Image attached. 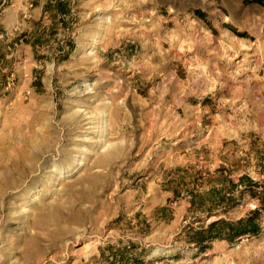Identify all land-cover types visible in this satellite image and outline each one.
<instances>
[{"label":"rangeland","instance_id":"1","mask_svg":"<svg viewBox=\"0 0 264 264\" xmlns=\"http://www.w3.org/2000/svg\"><path fill=\"white\" fill-rule=\"evenodd\" d=\"M219 1L221 88L177 53L201 0H0V264H264V0Z\"/></svg>","mask_w":264,"mask_h":264},{"label":"crops","instance_id":"2","mask_svg":"<svg viewBox=\"0 0 264 264\" xmlns=\"http://www.w3.org/2000/svg\"><path fill=\"white\" fill-rule=\"evenodd\" d=\"M201 3L200 16L185 17L178 22L180 28L176 36L178 43L182 40V44L177 53L181 64L186 68L190 64L198 65L197 69L207 74L199 80H205L213 87L241 84V78H233L234 71L241 72V69L238 71L241 66L231 58L247 43L246 37L239 32L245 31L243 24L248 20V7L244 3H223L219 0H201ZM43 9V6H34L30 14L39 19L42 14H47V10ZM17 13H12L13 20L10 24L6 21V26L13 25ZM195 49H200L207 60L200 58Z\"/></svg>","mask_w":264,"mask_h":264},{"label":"trees","instance_id":"3","mask_svg":"<svg viewBox=\"0 0 264 264\" xmlns=\"http://www.w3.org/2000/svg\"><path fill=\"white\" fill-rule=\"evenodd\" d=\"M253 219L252 218H249L247 221H245L244 223H239L237 226L238 227H242L241 229H239L238 231H236V234H242V233H246V232H254L256 231V227H253L252 224H253ZM220 222L222 221H217V222H213L211 224V226H216L217 224H219ZM232 227L234 226L233 224H231Z\"/></svg>","mask_w":264,"mask_h":264}]
</instances>
